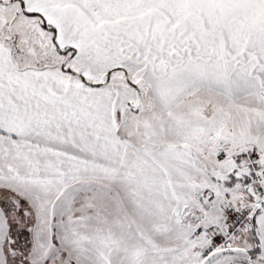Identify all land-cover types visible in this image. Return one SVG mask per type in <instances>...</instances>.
<instances>
[{"label":"snow or ice","instance_id":"6c2138e0","mask_svg":"<svg viewBox=\"0 0 264 264\" xmlns=\"http://www.w3.org/2000/svg\"><path fill=\"white\" fill-rule=\"evenodd\" d=\"M0 264H264V0H0Z\"/></svg>","mask_w":264,"mask_h":264}]
</instances>
